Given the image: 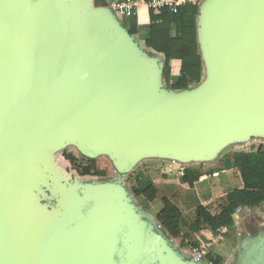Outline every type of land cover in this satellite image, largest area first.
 <instances>
[{"label":"water","instance_id":"1","mask_svg":"<svg viewBox=\"0 0 264 264\" xmlns=\"http://www.w3.org/2000/svg\"><path fill=\"white\" fill-rule=\"evenodd\" d=\"M208 14L214 80L171 103L66 0H0V264H167L130 236L110 194L84 193L62 224L39 218L11 182L13 161L74 142L126 169L144 155L198 160L232 135L264 132V0H213ZM30 167L25 179L43 175Z\"/></svg>","mask_w":264,"mask_h":264},{"label":"crops","instance_id":"2","mask_svg":"<svg viewBox=\"0 0 264 264\" xmlns=\"http://www.w3.org/2000/svg\"><path fill=\"white\" fill-rule=\"evenodd\" d=\"M140 1L135 15L137 21L136 34L130 33L127 17L112 9V3H114L112 0H66V3L75 14L83 16L84 21L89 25L99 26L111 36L114 35V39L125 49L136 68L140 72L150 75L151 87L156 94L171 103L185 101L186 94H195L194 89L200 91L210 85L214 80V73L212 70L205 71L208 76L202 85L192 84L185 90L173 89L172 86L178 82L180 77L181 62L178 60L171 62V76L167 82L164 72V55L147 48L145 45V39L150 30V8L148 3L143 0ZM210 1L199 5L200 9L197 16L198 45H200L199 34L201 37L206 28H202L203 23L206 22L207 26L212 20L208 14L211 8ZM207 8L209 9L207 10ZM200 28L202 29L200 30ZM210 39L211 31L207 33L206 37L202 34L201 44L210 43ZM199 53L201 55L200 47ZM68 144H75L79 155L84 154L81 145L74 142L65 145ZM43 153L51 157L49 166L51 165V169L53 168L59 177L67 175V169L60 168L57 163L60 149L49 145L44 147ZM101 156L107 157L114 166H118V170L114 169L113 176L115 177L105 179L106 186L104 189L98 190L101 184L95 183L94 179L99 177L96 175H88L89 179L87 181L82 179L81 183H79L80 181L76 182V180L71 183L67 182V184H62V187L79 192L78 194L107 193L118 199L123 210H125V220L130 236L146 247L154 245L167 264H264V204L257 208H239L234 215L235 225L232 228L223 229L218 235H214L210 228L192 234L185 227L184 234L188 237H186L184 245L182 239L173 240L157 221V216L164 208L163 197H168L176 202L184 219L189 224L195 222L197 208L200 205L207 207L214 215L219 214L220 207L228 194L235 189L244 188L240 172L229 165L230 156L233 155L221 153L215 161L210 163L199 161V159L183 161L170 156L168 158L163 157L159 159L163 165L159 169L157 168L159 166L149 164L143 171L159 191V197L153 202H148L144 197L134 196L131 190V177L137 172L135 170L137 162L131 167L123 169L111 151H100L93 156L95 158L92 160L101 158ZM187 169L193 171L191 178L195 179L194 186H191L184 179ZM117 173L121 180L117 178L119 177ZM36 178L37 176H32L27 179L24 178L22 181L14 179V182H11L16 187L23 185L24 182L30 183L28 204L30 209L36 211L40 218L38 213V204L40 203L38 199H35L37 196L34 188ZM225 179L235 181L233 185L231 184V189L223 188V180ZM213 188L214 191H211ZM58 189H60V184L54 185L49 190V195ZM94 189L98 192H95ZM120 189L123 190L121 195ZM73 208V205L69 207L67 204L60 211L59 218L50 217V220H45L62 224L72 215L75 210ZM197 250L204 251L206 256L198 260L196 257Z\"/></svg>","mask_w":264,"mask_h":264},{"label":"trees","instance_id":"3","mask_svg":"<svg viewBox=\"0 0 264 264\" xmlns=\"http://www.w3.org/2000/svg\"><path fill=\"white\" fill-rule=\"evenodd\" d=\"M120 2L122 0H112ZM146 3L152 0H143ZM204 2V0H201ZM199 5H185L173 13L169 9H150V30L145 45L165 57V78L169 82L171 76V62H181L178 82L172 86L175 90L188 89L192 84H204L206 70L202 55L199 53L197 39V16ZM130 33L136 34L137 21L135 16L129 17ZM80 176H105V172L98 170L95 160H84L80 163L69 153H64ZM229 165L237 169L242 177L244 188L235 189L225 198L219 214H212L210 210L200 205L197 208L196 220L189 224L173 199L163 197V210L157 216L158 223L173 240L185 239V227L192 234L210 228L214 235H218L225 228L235 225L234 215L239 208H257L264 204V146L257 150L235 152L229 159ZM193 171L187 169L184 179L194 186ZM131 190L136 197H144L153 202L159 197V191L144 171H137L131 177ZM197 247L196 245H194ZM193 246V247H194ZM210 257V255H208ZM211 258V257H210Z\"/></svg>","mask_w":264,"mask_h":264},{"label":"rangeland","instance_id":"4","mask_svg":"<svg viewBox=\"0 0 264 264\" xmlns=\"http://www.w3.org/2000/svg\"><path fill=\"white\" fill-rule=\"evenodd\" d=\"M210 1V0H204V3ZM217 1V0H215ZM203 2L201 1V4ZM213 1H210V4L212 5ZM203 8V5H202ZM3 21H9L8 18H2ZM212 23L209 22V24L206 26V22L203 23L202 28L204 29V33H202L203 35H205V37L207 36V33L209 31H211V27ZM200 28V30L202 29ZM199 30V31H200ZM202 34L200 37L199 34V41H200V51H201V55L204 61V66H205V70L207 71H211L213 70V54H212V49L209 48V45L211 46V42L207 44H201L202 41ZM212 37V35H211ZM212 65V66H210ZM208 76V74H206V77ZM196 86V85H195ZM201 89V88H200ZM195 92V94H186V96L189 97V100H193L198 98V94L199 90L196 91L195 89L193 90ZM185 96V97H186ZM187 98V97H186ZM257 127H261L260 125H257ZM262 129V128H260ZM239 133V134H235L230 136V139H226L225 141L222 142V144L219 145V147H216L215 149H213L212 151H210L209 153L201 156V158L199 159V161H205L207 163L213 162L218 158V155L221 153L224 154H228V155H233L232 153L235 151H253V150H257V148L260 145L264 146V132L263 131H251L250 133ZM58 149H60V155L58 156V166L60 168L67 169V175H63L62 177H59L58 173H56V171L52 168L51 169V165L49 166L50 162H51V157L49 155L43 154L41 153L40 156H37L38 162L36 163H31L30 161L26 162H21L20 160H15L13 161V165L16 166V176L15 179H19L20 181L24 180V176L25 173H27V171L30 170V165L34 168H36L34 171L39 172L43 174V176H37L36 178V183L34 185V188L37 192V196L35 199H38L39 203L38 204V213L40 214V218H42V220L45 219H51V218H57L60 214V211L63 209V206L66 207L67 204H69L70 206H74L76 205L77 201L80 200V198L84 195V193L82 194H78L79 192H74L73 190H69L67 188L62 187V184H67V182L71 183L74 180L80 181L79 183L82 182V179H85L86 181L89 179L88 176H80L79 174H77L75 168L73 167V164L67 160L64 156V153H69L74 155L77 158V162L80 163V161L82 159L84 160H92L95 157L93 156H88L86 154H81L78 152L77 150V146H75V144H68V145H64L62 147L59 146H55ZM62 152L63 155H62ZM168 158L164 155H158V154H152L151 156H147L144 155L143 158L137 160L135 163L137 164L135 166V170L136 171H143L144 168L146 166H148L149 164H155V166H159L157 167L162 168L163 165H161V161L159 159L161 158ZM232 156H230L231 158ZM191 161V160H188ZM26 162V163H25ZM96 165L99 169H106L103 170V172H105V176H99L96 180L94 179L95 183L97 184H101L98 187V190H102L105 188V179L108 180L110 179V177H115L114 175V169L118 170V166H114L107 157H102L101 158H97L95 159ZM27 164V165H26ZM49 166V167H48ZM155 167V168H156ZM98 169V170H99ZM152 169V168H150ZM155 170V169H153ZM61 174V173H60ZM117 175H119L117 173ZM107 176V177H106ZM122 176V175H121ZM224 177V176H223ZM118 179L121 180V177L119 175V177H117ZM235 183V181H233L232 179H225L223 180V188H228L231 189L232 185ZM23 184H25L26 190H29L30 188V183L24 182ZM60 184V189L55 190L54 193L49 195V190L54 187V185ZM232 184V185H231ZM130 185H132V183L130 182ZM77 186V185H75ZM96 190V189H94ZM122 189L119 190V193L121 195L122 193ZM214 191V188L211 190ZM95 192H98L97 190ZM66 197V198H65ZM142 199V198H141ZM141 201V200H140ZM49 217V218H48ZM51 217V218H50ZM59 218V217H58Z\"/></svg>","mask_w":264,"mask_h":264},{"label":"built area","instance_id":"5","mask_svg":"<svg viewBox=\"0 0 264 264\" xmlns=\"http://www.w3.org/2000/svg\"><path fill=\"white\" fill-rule=\"evenodd\" d=\"M140 2V0H122L120 2L112 3V9L120 13L122 16L129 18L136 15ZM188 4L201 5V0H152L148 3V7L156 11L167 8L171 12L175 13L179 8ZM205 256L206 254L204 251H196V257L198 260L204 258Z\"/></svg>","mask_w":264,"mask_h":264},{"label":"bare ground","instance_id":"6","mask_svg":"<svg viewBox=\"0 0 264 264\" xmlns=\"http://www.w3.org/2000/svg\"><path fill=\"white\" fill-rule=\"evenodd\" d=\"M209 7V6H208ZM209 8H207V10H208Z\"/></svg>","mask_w":264,"mask_h":264}]
</instances>
